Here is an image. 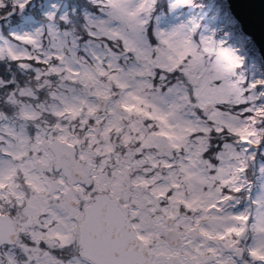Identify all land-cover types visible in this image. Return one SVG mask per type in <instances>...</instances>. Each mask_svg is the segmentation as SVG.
<instances>
[{"label":"snow or ice","instance_id":"obj_1","mask_svg":"<svg viewBox=\"0 0 264 264\" xmlns=\"http://www.w3.org/2000/svg\"><path fill=\"white\" fill-rule=\"evenodd\" d=\"M0 264H264V16L0 0Z\"/></svg>","mask_w":264,"mask_h":264},{"label":"water","instance_id":"obj_2","mask_svg":"<svg viewBox=\"0 0 264 264\" xmlns=\"http://www.w3.org/2000/svg\"><path fill=\"white\" fill-rule=\"evenodd\" d=\"M246 2L256 16H264V0H246Z\"/></svg>","mask_w":264,"mask_h":264}]
</instances>
